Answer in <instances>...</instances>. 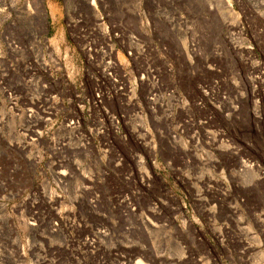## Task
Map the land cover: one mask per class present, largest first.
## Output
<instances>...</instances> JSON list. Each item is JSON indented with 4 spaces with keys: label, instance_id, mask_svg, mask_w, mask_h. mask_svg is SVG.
I'll use <instances>...</instances> for the list:
<instances>
[{
    "label": "rangeland",
    "instance_id": "obj_1",
    "mask_svg": "<svg viewBox=\"0 0 264 264\" xmlns=\"http://www.w3.org/2000/svg\"><path fill=\"white\" fill-rule=\"evenodd\" d=\"M90 1L0 16V264H264V0Z\"/></svg>",
    "mask_w": 264,
    "mask_h": 264
},
{
    "label": "bare ground",
    "instance_id": "obj_2",
    "mask_svg": "<svg viewBox=\"0 0 264 264\" xmlns=\"http://www.w3.org/2000/svg\"><path fill=\"white\" fill-rule=\"evenodd\" d=\"M22 0H0V16L1 15H3L5 12H7V11H10L13 7H17V5L21 2ZM90 1V0H89ZM92 1V4H91V8L89 7V12L90 13H93V15L95 14V12L96 13H98L97 12V9L94 7L95 6V0H91ZM90 1V2H91ZM28 3V2H27ZM43 3H44V0H36V2H35V6H37V7H33L32 5L33 4H27L26 5V7H27V9H28V11L29 12H31L30 14H37L38 12H45L44 11V7H43ZM46 16V15H45ZM95 16V15H94ZM9 19V17L8 16H6L4 19H3V21H5V20H8ZM10 43H11V45H10V49L12 50V51H16V50H20V48L19 47H17L16 45H15V43H13V41H11L10 40ZM211 180H214L213 178H211ZM242 192H241V194L243 195V196H246L247 195V191L246 190H241ZM225 200H227V197H226V199ZM222 202V204H224L225 202H224V200L223 201H221ZM243 204H245V202H242ZM225 206L224 207H226L227 208V211H228V213L230 212L231 214H237L238 212H239V209L238 208H233V207H230V206H228L229 204L227 203H225L224 204ZM232 205V204H231ZM258 222H259V224L261 225L262 224V219H260L259 218V220H258ZM186 224L187 225H189V226H192V227H194V224L192 223V221H190L189 219H187V221H186ZM101 234H106V231H104V232H102ZM155 261H156V263L158 262H163L162 260H159V261H157L156 259H154ZM157 263V264H158ZM136 264H143L141 261H139V262H137Z\"/></svg>",
    "mask_w": 264,
    "mask_h": 264
}]
</instances>
